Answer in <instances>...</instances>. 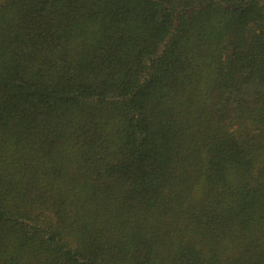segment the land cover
<instances>
[{"label": "trees", "instance_id": "16d2710c", "mask_svg": "<svg viewBox=\"0 0 264 264\" xmlns=\"http://www.w3.org/2000/svg\"><path fill=\"white\" fill-rule=\"evenodd\" d=\"M0 264H264V0H0Z\"/></svg>", "mask_w": 264, "mask_h": 264}]
</instances>
